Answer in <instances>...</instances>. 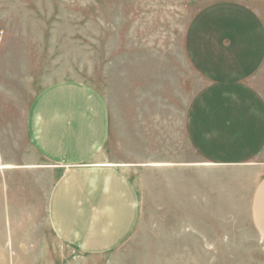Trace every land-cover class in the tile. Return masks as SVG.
Here are the masks:
<instances>
[{"label": "crops", "instance_id": "obj_1", "mask_svg": "<svg viewBox=\"0 0 264 264\" xmlns=\"http://www.w3.org/2000/svg\"><path fill=\"white\" fill-rule=\"evenodd\" d=\"M253 2L205 4L177 49L112 38V106L63 81L16 128L15 110L0 116V264H62L53 239L89 264H264V0Z\"/></svg>", "mask_w": 264, "mask_h": 264}, {"label": "rangeland", "instance_id": "obj_2", "mask_svg": "<svg viewBox=\"0 0 264 264\" xmlns=\"http://www.w3.org/2000/svg\"><path fill=\"white\" fill-rule=\"evenodd\" d=\"M213 1L0 0V116L9 119L15 110L9 120L16 128L18 112L40 90L63 81L94 87L112 106V84L119 83L112 80V38L131 36L137 47L145 42L153 50L165 39L177 49L189 20ZM52 250L54 262L89 264L54 239Z\"/></svg>", "mask_w": 264, "mask_h": 264}]
</instances>
